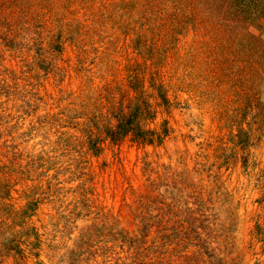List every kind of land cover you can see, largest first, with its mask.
Masks as SVG:
<instances>
[{"label": "rangeland", "instance_id": "rangeland-1", "mask_svg": "<svg viewBox=\"0 0 264 264\" xmlns=\"http://www.w3.org/2000/svg\"><path fill=\"white\" fill-rule=\"evenodd\" d=\"M207 2L0 0V264H264V107Z\"/></svg>", "mask_w": 264, "mask_h": 264}, {"label": "trees", "instance_id": "trees-1", "mask_svg": "<svg viewBox=\"0 0 264 264\" xmlns=\"http://www.w3.org/2000/svg\"><path fill=\"white\" fill-rule=\"evenodd\" d=\"M199 2L202 0H198ZM207 2V0H204ZM206 13L195 22L196 32H206L211 55L232 69L238 66L244 78L245 93H251L259 108L264 107V0H208ZM202 5V6H203ZM253 85V86H251ZM260 111H264L260 110ZM137 111L120 114L114 129L107 130L113 140L122 138L135 127ZM154 130L141 131L139 137L152 143L161 137Z\"/></svg>", "mask_w": 264, "mask_h": 264}]
</instances>
